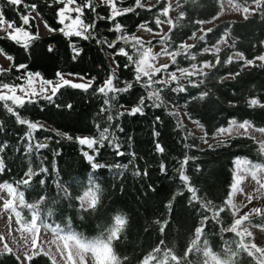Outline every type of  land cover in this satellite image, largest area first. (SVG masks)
<instances>
[{"label":"trees","instance_id":"obj_1","mask_svg":"<svg viewBox=\"0 0 264 264\" xmlns=\"http://www.w3.org/2000/svg\"><path fill=\"white\" fill-rule=\"evenodd\" d=\"M148 1L118 0L119 11L113 12L117 17L111 21L110 4L91 0V6H87V0H75L83 9V22L95 24L86 32L91 36L85 40L67 37L59 31L64 27L59 9L65 7L59 0H22L19 5L0 0L4 19L34 36L25 48L23 43L0 35V48L13 60L8 68L11 71L0 72V85H23L24 76L32 72L45 80L58 79V73L87 80L95 77L87 91L65 86L52 103L40 97L22 108L15 106V114L3 107L5 102H0V156L4 166L0 185L11 184L22 193L26 206L19 211L25 225L30 224L34 210L39 220L72 229L87 241L93 240V234L106 232L113 213L125 210L130 224L123 236L119 231L112 239V251L118 260L114 264H144L146 258L155 264H208L206 248L220 257L230 255V264H264V256L258 250H247L251 247L249 238L235 230V215L227 204L235 160L244 158L264 165L260 144L254 137L236 135L215 146L202 147L201 136L192 133L171 110L179 107L185 111L204 128L208 139L232 120L264 129V61L245 66L264 55V0L245 19L217 23L188 52L178 54L169 70L210 64V69L198 76V84H184L176 90L175 82L161 83L157 94H152L150 84L135 79L138 71L134 58L128 53L118 54L119 49L132 51L125 37L136 33L140 26L159 30L157 19L163 16L161 11L167 7V0L150 6L146 5ZM234 1L249 6L258 0ZM25 4L29 5L27 9ZM31 5L36 6L34 11L51 28V33L37 34ZM172 6L177 9V21L166 39L169 51H178L204 22L211 21L222 10L220 0H176ZM123 12L126 14L119 15ZM21 15L29 16V25L21 23ZM116 23L119 31L114 30ZM223 38L226 44L219 51H206ZM108 43H114V47L109 48ZM73 45L82 51L74 52ZM235 52L243 58L232 59ZM20 64L26 65V70L19 69ZM112 70L116 87L131 88L116 93L115 99L110 100V109L101 112L105 107L103 98L94 89L103 84ZM157 76L161 78L162 73ZM141 98L142 115L123 109L140 106ZM7 103L11 106L12 102ZM67 104L72 108L67 109ZM107 115L113 116L112 122L107 121ZM17 116L37 123L31 141L25 137L28 126L19 124ZM104 128L110 135L94 161L89 162L83 152L91 155L92 151L75 138L87 135L98 139L99 130ZM29 143H47L48 147H33L29 151ZM157 144L163 152L157 151ZM91 163L103 167L93 169ZM44 168L47 172L41 173ZM137 171L140 175L135 174ZM90 179L99 185V191L95 207L89 209L82 207L80 197ZM249 222L264 226V215ZM0 264L21 261L13 251H0ZM29 264L55 263L48 255L39 253L30 258Z\"/></svg>","mask_w":264,"mask_h":264},{"label":"rangeland","instance_id":"obj_2","mask_svg":"<svg viewBox=\"0 0 264 264\" xmlns=\"http://www.w3.org/2000/svg\"><path fill=\"white\" fill-rule=\"evenodd\" d=\"M97 1L102 3V0ZM175 1L167 0V7L161 11L163 16L157 19L159 30L154 31L148 26H140L136 33L125 37L131 43L132 51L121 50L123 53H128L134 58L133 61L138 71L137 76H139V79L150 84L152 94H157V88L161 83L169 85L175 82L174 88L176 90L182 88L184 84H198L200 82L198 76L210 69L208 62L176 70H169V66L173 62H176L179 53L188 52L190 46L203 37L217 23L225 20L245 19L257 8L261 0L252 2L249 6H242L234 0H220L222 6L221 12L211 21L204 22L201 29L189 38L178 51H169L166 39L169 31L177 21V9L172 6ZM157 2L159 0H149L146 5L150 6ZM76 6L78 5L75 3L67 7L74 8ZM114 11L119 10L115 8ZM30 14L36 19L38 35L51 33V28L41 19L38 13L33 10ZM65 15L75 19L78 14L66 12ZM69 23V20H65L63 25L65 26ZM25 31L31 34L30 31ZM9 32L16 34L15 27H8V23L0 27V35L9 36ZM20 35L21 40L26 39L22 34ZM31 36L34 37L32 34ZM225 44L226 41L223 38L216 45L207 47L206 51L217 52ZM9 56L0 48V69H8L11 66L13 60L8 59ZM231 58L241 59L243 56L235 52L231 55ZM263 61L264 55L248 61L245 66L251 67L255 64H261ZM113 65L116 70V63L114 61ZM160 72L162 73L161 78L157 76ZM62 75L65 79H71L74 83H88L91 81L78 75ZM24 78L26 81L23 85L27 88V74ZM41 78V75L39 77H32L37 90V96L34 99L41 97ZM52 81L54 84L60 82L59 78ZM43 87L46 89V94L51 95V86L43 85ZM0 94L11 93L0 87ZM15 94L23 95L19 89H17ZM252 103L257 104V101L252 100ZM123 109L131 110L132 108L123 107ZM171 110L176 112L180 122L187 125L192 133L201 136L202 147L215 146L219 141L228 137L248 135L254 137L264 153L263 128L255 127L248 122L232 120L228 126L218 129L212 138L208 139L204 128L196 120L191 119L185 111L179 107H172ZM85 136L87 135L79 137ZM0 162H2L1 156ZM25 180H28V177ZM87 190L85 189L84 192ZM94 203L96 205L97 199ZM227 204L235 215V230L242 237L249 238V246L251 247H248L247 250L251 252L258 250L264 256V226L254 225L249 222L253 218L264 215V165L244 158H237L235 160L234 182ZM81 205L84 208H88V202ZM24 206H26V202L21 192L11 184L0 185V251H13L21 259L22 264H28L30 258L39 253L48 255L55 264L117 263L118 260L112 251L111 241L118 235L120 230L111 233V240L103 241V243H96L95 240L87 241L79 237L72 229L52 226L47 222L39 220L34 210L31 211L32 219L30 220V224L25 225L21 221L19 211V208ZM208 253H213L210 248L205 249L208 264L231 263L230 255H227L228 258H225L216 254L217 259L212 260L211 256L207 255ZM144 264L155 263L151 261V258H146Z\"/></svg>","mask_w":264,"mask_h":264},{"label":"snow or ice","instance_id":"obj_3","mask_svg":"<svg viewBox=\"0 0 264 264\" xmlns=\"http://www.w3.org/2000/svg\"><path fill=\"white\" fill-rule=\"evenodd\" d=\"M22 0H9V3H11L12 5H19L21 4ZM60 3H63L65 5V7H62L59 9V18H60V23L64 24L65 20H69L70 23L65 25L64 27L60 28L59 31L67 36V37H82L85 40H88L91 36V33H88L87 35H85L86 32H88V30L90 28H94L95 24H85L83 22V20H81V15L83 14V9L80 6H76L74 8H68V5H72L75 4V0H59ZM102 2L105 5H111V13L108 17L109 20L114 21L115 18L117 17L116 15L113 14L114 9L116 8V3L118 2V0H102ZM87 6H91V0H87ZM25 9H27L29 7V5L25 4L24 5ZM35 5H31V8L34 10L35 9ZM93 11H95V9H92ZM66 12H75L78 15L75 17V19H72L71 16H66L65 13ZM126 14V12L123 13H119V15H124ZM100 19H104V17H100ZM20 20L21 23L25 26L29 25V16L28 15H21L20 16ZM5 23H8V27H12L14 25V22H7L4 18H3V12L2 10H0V27L4 26ZM115 31H119L120 27H119V23L115 24ZM55 31V30H54ZM15 33L13 34L11 32H9V37L15 41L16 43L20 44L23 43L24 47L27 48L29 43L31 42L32 39H34V37L31 36V34L27 31H25V29L23 27H15ZM23 35V37H25L26 39L21 40V35ZM35 38H38L35 37ZM107 43V42H105ZM109 48H113L114 47V43L107 45ZM51 51V48L49 49ZM73 51L74 52H80L82 51L81 49H77L75 47V45H73ZM118 54L123 55L122 51L119 49ZM8 59H12L11 56L8 57ZM127 66V65H126ZM19 69H25L27 68L26 65L24 64H20L17 66ZM2 71H11V69H0V72ZM33 76L39 77L40 74L39 73H27V88L24 85H10L9 83H3L2 85H0V87H2L3 89L8 90L9 93L11 94H0V102H5L3 104V107L9 112V113H14V107L15 106H19V107H24L26 103H33L34 102V98L37 96V90L34 86V81L32 79ZM59 80L60 82L58 83H53L52 80H44L41 78V88H40V95L41 98L48 101L49 103L53 102V97L56 96V94L59 92V90L62 87H70L72 89H83L85 91L88 90V88L91 87L92 82L95 81V77L92 78L91 81H89L88 83H74L71 79H65L63 77V75L59 74ZM19 79V77H18ZM116 79V75L115 72L112 70L108 76V78L103 82V84H100L97 86L96 89H94V92L99 93L102 98H103V105L105 106L104 108L101 109V112H106L110 109L111 105H110V100H114L115 99V94L116 93H122V92H126L131 88V85H126L123 88H118L115 86L114 84V80ZM135 79L139 80V76H137L135 74ZM43 85H48L51 86V95L46 94V89L43 87ZM17 89H19L20 92L23 93V95H16L15 92L17 91ZM112 93V96H109L108 94ZM8 101H11V106L7 103ZM254 103V102H253ZM144 104L143 99L141 98L139 101V105L137 107H134L130 110L129 114L135 115L137 113L139 114H143V110L142 107ZM57 108H60L61 106L59 104L55 105ZM65 107L67 109H71L72 105L71 104H67L65 105ZM121 115H123V113H121ZM107 121L110 123L113 121V116L112 115H107L106 117ZM17 120L18 123L21 125H27L28 126V130L25 132V137L31 141L32 139V134L33 131L37 129L38 125L37 123H33L30 122L27 119H21L19 118V116H17ZM158 120V118H157ZM39 127L43 128V125H40ZM122 130V129H121ZM57 135H59V133H57ZM109 132L107 128H104L103 130H99V138H93V137H76L75 139L78 141V143L80 145H86L87 148L89 150L92 151L93 154H89L88 151L83 152V155L86 157L87 161L89 162H93L95 159V155L99 152V149L102 148L104 146V142L106 139H108L109 136ZM156 135H159V133H156ZM66 138L68 140H73V137L70 135H66ZM6 146V145H5ZM115 148H119L120 145L119 144H113L112 145ZM35 147L37 150L39 149H45L48 147L47 143H36L35 145H33L32 143H29L28 145V149L29 151H31V149ZM156 149L158 152H163V147L160 146L159 144L156 145ZM0 151H2V149H0ZM118 155H123L124 153L122 152H118ZM134 156V153L132 154ZM91 167L93 169H99L102 168L103 165L98 164V163H91ZM161 171H164V165L161 164ZM4 171V166L2 164V162H0V173H2ZM31 171V170H29ZM41 173H46L47 169L44 168L43 171H40ZM37 174V173H36ZM35 174V175H36ZM136 175H140V172L137 171L135 173ZM145 175H147V172L144 173ZM181 179H183V177H181ZM5 184V183H4ZM25 184H29V181H25ZM87 191H85L83 193V195L80 197V202L81 204H84L85 202H88V208H93L95 207V200L97 199V193L99 191V185L94 184V180H89V184L87 187ZM124 225V219L117 215L114 218V226L110 229L111 233H115L116 231L120 230ZM96 243H103L102 241H98Z\"/></svg>","mask_w":264,"mask_h":264},{"label":"clouds","instance_id":"obj_4","mask_svg":"<svg viewBox=\"0 0 264 264\" xmlns=\"http://www.w3.org/2000/svg\"><path fill=\"white\" fill-rule=\"evenodd\" d=\"M117 215L121 216L124 219V225L120 229L121 236H123L124 233H126V231H127L128 225L130 224V216L125 210H120V211H117V212L112 214V222L109 224L106 232H100L98 234H93L92 239L95 240L96 242H98V241L103 242L106 240H111L110 229L114 226V218ZM111 242H112L113 248H115V241H111ZM117 255H119V254L117 253ZM207 255L211 256L212 260L217 259V256L215 253H208Z\"/></svg>","mask_w":264,"mask_h":264},{"label":"crops","instance_id":"obj_5","mask_svg":"<svg viewBox=\"0 0 264 264\" xmlns=\"http://www.w3.org/2000/svg\"><path fill=\"white\" fill-rule=\"evenodd\" d=\"M17 255V254H16ZM18 256V255H17ZM20 259V258H19ZM20 261H21V259H20ZM21 264H22V261H21ZM28 264H29V262H28Z\"/></svg>","mask_w":264,"mask_h":264}]
</instances>
